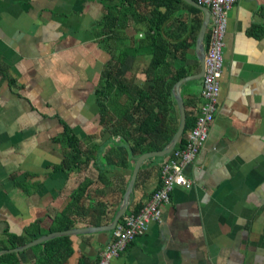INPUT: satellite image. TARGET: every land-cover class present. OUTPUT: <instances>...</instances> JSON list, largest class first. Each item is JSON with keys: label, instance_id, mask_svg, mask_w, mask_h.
Segmentation results:
<instances>
[{"label": "crops", "instance_id": "crops-1", "mask_svg": "<svg viewBox=\"0 0 264 264\" xmlns=\"http://www.w3.org/2000/svg\"><path fill=\"white\" fill-rule=\"evenodd\" d=\"M263 3L236 0L226 12L216 111L203 146L182 169L190 186L173 187L160 206L159 220L149 221L110 264H264ZM106 5V0H0V245L4 233L28 230L36 238L69 223L70 228L106 225L110 221L94 222L104 218L112 196L75 199L74 189L101 172L118 190L123 182L126 187L135 157L103 128L94 89L114 47L128 51L124 75L143 85L150 46H137L147 24L131 20L126 27L119 22L118 36L105 41ZM202 16L198 9V28ZM191 18L180 5L172 17L170 42L191 35ZM208 26L209 21L203 48ZM197 31L172 60L174 67L187 69L183 77L199 71ZM200 86L198 77L178 87L190 123ZM172 104L169 114L178 121L174 99ZM64 128L83 151L76 166L61 165ZM163 157L141 162L130 208L141 206L158 187ZM60 236L68 237L70 252L45 264H95L112 229ZM31 247L16 252L19 264H34Z\"/></svg>", "mask_w": 264, "mask_h": 264}, {"label": "trees", "instance_id": "trees-1", "mask_svg": "<svg viewBox=\"0 0 264 264\" xmlns=\"http://www.w3.org/2000/svg\"><path fill=\"white\" fill-rule=\"evenodd\" d=\"M106 3L108 5L105 7L102 22V33L106 34L105 41L109 37L113 39L118 36L120 29L116 30V27L119 22L123 23L121 27H126L129 20L133 23L147 24L142 39H138L137 42L138 47L146 43L150 46L149 59L142 68L145 76L143 85L136 86L130 76L124 75L121 67L128 51L123 47H114L109 51L116 50V53H110L94 89L103 128L107 129L114 138L119 139V142L126 146L128 153L136 158L143 152L161 149L175 131L177 120L169 114L174 109L172 86L187 74V69L182 65L174 67L172 60L176 56L177 49L189 46L191 43L188 40L194 39L199 21L194 15L198 14V9L182 0H106ZM180 5L185 6L192 13L191 20L194 21H190L191 35L182 37L176 42H170L169 38L175 31L171 24L172 17L179 10ZM180 15L184 13L179 14V17ZM176 20L178 21L177 16ZM181 56L182 54L179 55ZM195 65L197 66L196 62ZM115 110L119 113L118 115L113 113ZM191 124L185 120L178 145L182 144L183 135ZM60 139L66 143V149L62 152V167L76 166L81 163L78 157L83 151L80 150L79 142L68 129L64 128ZM118 162L124 164L122 159ZM124 189L125 182L121 190H118L113 182L110 184L109 177L101 172L95 181L90 179L81 181L74 189V195L75 199H79L82 195H89L91 198L98 193L112 196V200L106 203L104 218L94 222L99 225L106 224L112 219ZM129 206L130 204L127 205L125 213L136 211L140 207L130 208ZM72 226L73 223H69L60 228L65 230ZM29 234L28 230H24L21 235L4 233L0 248L7 249L21 245L34 238ZM69 247L67 236H57L36 244L30 249L36 258L34 264H45L47 260L53 261L57 256L61 259L65 258L70 252ZM0 264H19L16 253L0 254Z\"/></svg>", "mask_w": 264, "mask_h": 264}, {"label": "built area", "instance_id": "built-area-1", "mask_svg": "<svg viewBox=\"0 0 264 264\" xmlns=\"http://www.w3.org/2000/svg\"><path fill=\"white\" fill-rule=\"evenodd\" d=\"M209 12L208 37L203 54V73L198 93L199 104L190 127L170 152L164 155L158 166L159 184L141 206L125 213L112 229V238L98 252L95 264H110L124 247L137 235H141L149 221H158L160 206L168 201L169 193L175 186L188 188L191 181L182 169L191 164L207 138L209 126L216 111L218 81L221 73V48L226 26V12L236 0H195ZM260 24L264 38V3L261 7Z\"/></svg>", "mask_w": 264, "mask_h": 264}, {"label": "water", "instance_id": "water-1", "mask_svg": "<svg viewBox=\"0 0 264 264\" xmlns=\"http://www.w3.org/2000/svg\"><path fill=\"white\" fill-rule=\"evenodd\" d=\"M184 3L193 6L197 9H199L203 16H202V20L200 22L198 31H197V35L195 38V51H196V56H197V60L199 61V71L196 74L187 76V77H181L180 79H178L172 87V92H173V99L174 102L176 104V108H177V112H178V121H177V125L175 128V131L173 133V135L171 136V138L169 139V141L159 150H153V151H146L143 152L141 154H139L135 159H134V163L131 169V173L129 176V179L127 181L126 187L124 189V192L121 196V200L120 203L118 204V207L115 211V213L113 214L112 219L110 220V222L106 225H102V226H97V227H85V228H69V229H65V230H61V231H55V232H50L44 235H40L34 239H31L21 245L12 247V248H7V249H0V254L3 253H10V252H19L22 251L26 248H29L31 246H34L38 243H41L47 239L53 238V237H57L60 235H72L75 233H81V232H86V231H93V230H97V229H113V227L115 226V224L117 223V221L119 220V218L124 214L127 204H128V197L129 194L131 192L132 189V185L136 176V173L139 169V166L141 164L142 161H144L147 158L150 157H161L166 155L168 152L171 151V149L173 148L174 144L178 141L179 137L182 135L183 129H184V125H185V113H184V107H183V102H182V98L179 94V84L187 79V78H198L202 76L203 73V54H204V48L202 46V39H203V35L206 29V24L208 22L209 19V12L208 10L196 3L195 0H182Z\"/></svg>", "mask_w": 264, "mask_h": 264}]
</instances>
